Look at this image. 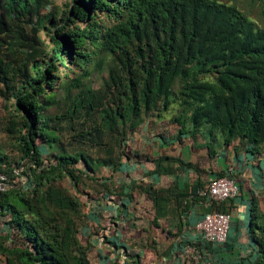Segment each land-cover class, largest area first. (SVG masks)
<instances>
[{
	"label": "trees",
	"instance_id": "trees-1",
	"mask_svg": "<svg viewBox=\"0 0 264 264\" xmlns=\"http://www.w3.org/2000/svg\"><path fill=\"white\" fill-rule=\"evenodd\" d=\"M226 1L230 0H72L65 25L48 31L53 61L32 66L30 87L15 102L18 116L5 119V131L17 136L21 160L12 163L0 153V171L19 183L0 202L4 264H90L91 248L80 240L87 217L82 196L89 197L91 191L129 196L106 175L121 169L123 160L130 157L129 139L149 120H167L178 127L179 135L206 133L226 146L237 142L241 149L264 156V32L256 31ZM259 1L264 7V0ZM0 7V47L7 35L13 44L37 54L43 22L36 3L1 0ZM99 14L117 23L103 39L96 22ZM77 21L88 26L81 29ZM27 27L31 34L25 37ZM99 46L115 56L121 70L130 72L126 77L113 72L107 84L116 108L99 109L103 102L86 90L71 105L70 115L96 111L105 121L129 125V134L117 161L95 166L83 152L51 155L60 138L43 110L59 84L60 78L54 77L56 61L71 66V72L76 66L83 69L90 61L88 48ZM12 71L28 72L0 59V108L5 106V86ZM74 81L78 86L81 79ZM66 85L61 83L60 88ZM176 85L180 88L174 95ZM177 102L182 106L180 114L168 117L166 113ZM22 166V177L15 176L13 169ZM199 188L190 194L199 197ZM32 199L59 209L44 215ZM204 200L210 204L207 213L232 216L234 199ZM250 221L251 249L231 264H264V214L257 206ZM224 245L208 243L206 247Z\"/></svg>",
	"mask_w": 264,
	"mask_h": 264
},
{
	"label": "crops",
	"instance_id": "crops-1",
	"mask_svg": "<svg viewBox=\"0 0 264 264\" xmlns=\"http://www.w3.org/2000/svg\"><path fill=\"white\" fill-rule=\"evenodd\" d=\"M166 121L144 123L129 139L130 157L106 175L129 196H82L80 240L91 248L90 264H231L250 251L252 210L264 214V156L237 142L217 140L211 148L208 134L179 135ZM225 177L240 187L230 235L224 246L208 249L195 224L210 204L190 193Z\"/></svg>",
	"mask_w": 264,
	"mask_h": 264
},
{
	"label": "rangeland",
	"instance_id": "rangeland-1",
	"mask_svg": "<svg viewBox=\"0 0 264 264\" xmlns=\"http://www.w3.org/2000/svg\"><path fill=\"white\" fill-rule=\"evenodd\" d=\"M1 1V0H0ZM37 5V12L40 14L43 24L39 33L40 43L36 45L37 54L32 55L31 50L21 46V44H13L11 38L7 35L3 36L5 45L1 46L0 59L5 61L11 68L17 70L19 68L26 69L27 74H18L16 71L9 73L8 82L5 86V106L0 108V153L7 157L8 161L18 163L21 160V154L17 144V136L5 131V119L8 117H16L18 113L15 111V102L19 94L29 88L31 80L34 77L32 66L35 63L45 66L49 61H53L52 43L48 38L50 32L54 31L56 25H65L66 13L70 10L72 0H28ZM229 6H235L242 14H244L256 31L264 32V7L259 0H230L226 1ZM0 7V14H2ZM70 17V16H69ZM98 31L101 33V39L105 32L113 29L117 24L114 19L104 14H99L97 17ZM66 24L73 25L71 22ZM81 29H85L88 24L85 22L76 23ZM31 34L30 27H27L25 37ZM42 43V44H41ZM13 44V45H12ZM13 47V50H8L7 47ZM7 49V50H6ZM102 46L97 48H88L90 54L89 63L82 69L78 66L74 67V72H71V66H65L56 61L57 71L55 78H60L59 84L55 86L51 93L55 95L50 99V104L44 107L43 114L49 119V126L55 129L59 135L60 141L57 143V148L51 153L59 154L68 152L70 154L83 152L89 159L93 160L96 166L103 162H114L119 158L122 147V142L127 138L129 125H121L105 121L102 115L96 111L83 110L74 118L70 115L71 105L80 98L81 93L86 90H91L96 98H99L103 104L99 109H115L113 103L112 92L108 88L111 75L120 74L128 76L130 72L122 67L118 60L110 52L104 50ZM81 75V76H80ZM80 78L81 82L75 86L76 79ZM61 83H67L66 86L60 88ZM180 85L174 88V95L178 94ZM44 97H41L42 100ZM160 104V103H159ZM182 106L179 102L173 104L166 113L168 117L179 115ZM165 124H169L168 121ZM209 137V146L216 148L218 143ZM53 157V156H51ZM45 193V192H43ZM34 199L31 200L33 202ZM36 209H42L44 215L46 211L57 212V206L47 205L38 199L34 201ZM35 209V210H36ZM28 218H31L28 215ZM4 220L3 214H0V235L4 233L1 221ZM194 261H198L197 254L192 255ZM4 258L0 256V264H4Z\"/></svg>",
	"mask_w": 264,
	"mask_h": 264
},
{
	"label": "built area",
	"instance_id": "built-area-1",
	"mask_svg": "<svg viewBox=\"0 0 264 264\" xmlns=\"http://www.w3.org/2000/svg\"><path fill=\"white\" fill-rule=\"evenodd\" d=\"M23 171V166L16 167L13 169V174L17 177H22ZM18 184V182L12 181L7 173L0 171V202L3 196L10 190L16 189ZM239 192L238 183L233 179L225 177L212 179L207 186L197 190V195L210 201L224 202L237 198ZM232 220L230 214L219 212L206 213L201 219L196 221L195 229L205 243L224 245L230 235ZM188 253H191V251Z\"/></svg>",
	"mask_w": 264,
	"mask_h": 264
}]
</instances>
